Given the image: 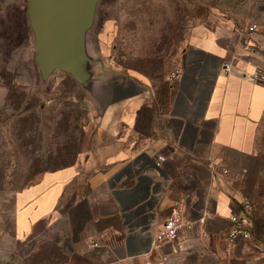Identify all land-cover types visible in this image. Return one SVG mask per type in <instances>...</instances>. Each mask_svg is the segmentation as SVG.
Instances as JSON below:
<instances>
[{
  "label": "crops",
  "instance_id": "obj_1",
  "mask_svg": "<svg viewBox=\"0 0 264 264\" xmlns=\"http://www.w3.org/2000/svg\"><path fill=\"white\" fill-rule=\"evenodd\" d=\"M88 39L87 32V55ZM225 48L215 35L193 32L175 77L157 92L142 75L113 65L108 50L92 49L87 90L110 141L20 192L26 205L15 216V237L23 233L24 241L39 221L50 228L62 222L76 249L100 247L112 264H144L189 241L184 231L153 246L176 203L190 220L207 216L195 230L202 236L227 229L242 195L228 186L225 153L256 155L264 86L248 80L260 66L248 59L225 71L231 55ZM159 155L164 161L157 168ZM105 203L111 211H102ZM113 216L117 226L109 222Z\"/></svg>",
  "mask_w": 264,
  "mask_h": 264
},
{
  "label": "rangeland",
  "instance_id": "obj_2",
  "mask_svg": "<svg viewBox=\"0 0 264 264\" xmlns=\"http://www.w3.org/2000/svg\"><path fill=\"white\" fill-rule=\"evenodd\" d=\"M26 7V0H0V264H112L104 248L76 249L62 222L50 228L39 221L24 241L22 232L15 237V216L26 205L20 192L110 141L86 87L58 70L43 80ZM17 11L25 14L24 30L16 26ZM9 20L15 23L10 43ZM251 24L257 26L252 32ZM199 30L215 35L230 58L264 66V0H98L87 52L90 57L92 49L108 50L113 65L142 75L157 92L166 88L181 49ZM257 141L256 155L225 153L228 186L241 195L244 181L264 177V123ZM258 202L264 204V198ZM104 206L102 211H111ZM253 213L250 241L229 243L221 233L204 237L194 231L189 241L151 261L264 264V225ZM109 222L117 226L114 216Z\"/></svg>",
  "mask_w": 264,
  "mask_h": 264
},
{
  "label": "water",
  "instance_id": "obj_3",
  "mask_svg": "<svg viewBox=\"0 0 264 264\" xmlns=\"http://www.w3.org/2000/svg\"><path fill=\"white\" fill-rule=\"evenodd\" d=\"M35 63L43 80L56 70L88 88L85 36L93 25L98 0H26Z\"/></svg>",
  "mask_w": 264,
  "mask_h": 264
},
{
  "label": "built area",
  "instance_id": "obj_4",
  "mask_svg": "<svg viewBox=\"0 0 264 264\" xmlns=\"http://www.w3.org/2000/svg\"><path fill=\"white\" fill-rule=\"evenodd\" d=\"M257 28L255 24L248 26V31L252 32ZM237 59L232 57L229 62L223 65L225 71L230 72L234 62ZM176 73H171L170 78L175 77ZM248 80L260 86H264V66H255L253 72L247 75ZM164 157L157 156L155 167L160 168ZM239 211L233 213L229 217L230 226L221 232L224 240L229 243H234L236 241H250L253 238V225L251 221L252 214V203L247 198L242 196L238 202ZM185 208L183 205L177 204L171 210L169 215L164 219L160 228L157 231L155 239L153 241V246L157 247L163 242H173L178 236L184 232H194L198 227L202 226L207 218L206 215L199 216L195 219H188L185 215ZM144 264H153L151 260H146Z\"/></svg>",
  "mask_w": 264,
  "mask_h": 264
},
{
  "label": "trees",
  "instance_id": "obj_5",
  "mask_svg": "<svg viewBox=\"0 0 264 264\" xmlns=\"http://www.w3.org/2000/svg\"><path fill=\"white\" fill-rule=\"evenodd\" d=\"M16 18H17L16 26L19 28H21L23 26V30H24V26L26 25V19H25L24 12H20V11L18 12L17 11ZM14 26H15V23H14ZM14 26H13V22H11L10 20L6 25L8 31H9L8 43H10V41L12 40V36L15 34V27ZM72 164L73 163L66 165V166H63V167H67V166H70ZM63 167H60V168H63ZM60 168H56V169H53L50 171H55V170L60 169ZM241 193H242V196L249 198V200L252 203L253 209L251 211L252 212L251 217L254 214L253 211L256 212V214H258L257 223L260 226H263L264 220H262V219H264V204L259 205L258 201L261 200V198H264V177L256 176L250 180L244 181L242 184ZM251 221H252V219H251ZM252 225H253V223H252ZM253 235H254V227H253Z\"/></svg>",
  "mask_w": 264,
  "mask_h": 264
}]
</instances>
